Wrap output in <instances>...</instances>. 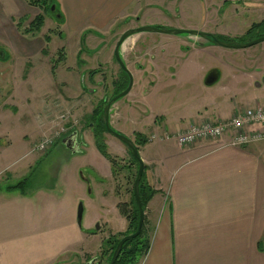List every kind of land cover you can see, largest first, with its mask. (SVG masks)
<instances>
[{"label": "rangeland", "instance_id": "rangeland-1", "mask_svg": "<svg viewBox=\"0 0 264 264\" xmlns=\"http://www.w3.org/2000/svg\"><path fill=\"white\" fill-rule=\"evenodd\" d=\"M209 1L219 10L220 16L230 9V15L244 18L240 19L238 27H231L235 37L233 33L223 36L237 38L246 34L250 28V18L245 20L248 12L226 6L238 3L248 6L256 0H176L175 10L180 9L181 15L171 12V4L162 7V13L171 18L173 24L179 21L184 26L200 27L212 19L204 13L211 4ZM55 13L48 14L42 6H31L27 0H0V49L10 57L7 61L0 59V264H108L111 256L108 242L121 238L129 228L123 212H132L138 168L125 144L112 138L126 149L124 152L111 149L106 141L108 135H104L108 154L115 164L100 153L105 161L103 174L108 176V167L112 168L110 177L101 178L91 167L90 157L72 154L63 143L77 130L84 134L82 137L86 142L91 143L90 151H99L92 115L105 97L109 100L113 95V83L121 71L114 58L115 48L121 35L129 30L126 29L128 25L126 21L115 22L91 36L70 33L62 27ZM41 14L45 16L41 30L27 33L32 21ZM190 28L166 29L195 30ZM151 35L172 39L189 37L186 33L173 36L156 32ZM158 44L151 39L142 40L138 48L157 46L156 51L165 50L170 56L188 50L174 43H165V47ZM210 46L214 47L213 51L217 49L227 54L255 52L253 63L258 62L259 49H252L262 46L264 52V43L248 48H225L214 43ZM123 51L128 62V54ZM212 64L221 67L215 58L200 55L191 65L173 68L178 75L174 80L163 78L161 87L173 85L167 89L176 92L170 95L172 101L200 98L208 91L202 85L201 70ZM128 65L133 71L132 63ZM93 70L97 72L90 75ZM223 71L225 75V69ZM133 77L134 80L140 78ZM224 81L223 77L222 83ZM148 82L145 95L148 94ZM245 92L250 103L244 109L254 108L253 100L259 94L255 84L252 83ZM129 99L132 100V96ZM137 135H133L134 144ZM43 143L46 147L39 150ZM84 177L90 178L96 188L92 185L88 188L82 181ZM20 184L23 186L16 187ZM100 192H106L104 195L109 202L99 198ZM112 192L119 195H116L119 202L118 198L109 199L108 196H114ZM80 203L83 205L81 228L86 230L90 222L94 224L89 235L84 237V231L78 225ZM115 206L120 215L113 210Z\"/></svg>", "mask_w": 264, "mask_h": 264}, {"label": "crops", "instance_id": "crops-1", "mask_svg": "<svg viewBox=\"0 0 264 264\" xmlns=\"http://www.w3.org/2000/svg\"><path fill=\"white\" fill-rule=\"evenodd\" d=\"M57 2L65 19L62 27L70 33L90 36L115 22L126 21V29L144 26L166 29L178 26L216 35L234 34L235 37L231 27H238L244 18L230 15L228 6L235 11L248 12L245 20L250 18L249 27L262 22V0H256V3L248 6H243L242 3L225 5L228 10L221 16L219 10L213 7L212 1H209L211 4L204 13L212 19L200 27L190 24L184 26L179 23V19L173 24L171 18L163 15L162 7L167 4H171L170 10L174 15H181L180 9L175 10L176 0ZM221 21L224 23L219 24ZM151 33L156 32H139L124 42L121 54L125 59L126 53L123 50L127 52L130 59L126 61L127 66L132 63V74L140 78L134 80L130 93L117 101L110 110V123L116 132L133 142V135L137 134L147 140L137 147L144 163L146 181L155 194L144 211L150 247L140 264H264V142L252 143L246 147H231L202 141L184 148L174 138L176 133L187 130L193 122L228 120L238 110H244L247 103H250L245 89H249L252 83L259 93L253 102L256 106L262 105L263 47L252 49H259L258 62L253 63L252 56L256 54L252 50L253 53H220L217 49L213 51L214 47L200 36L172 39L160 36L156 38ZM150 39L155 44L162 43L161 46L164 47L165 43H174L177 47L185 46L188 50L187 53L180 51L170 56L165 50L156 51L157 46L138 48L140 41ZM200 55L211 56L221 65L219 67L212 64L201 70L202 85L208 91L192 101L186 97L177 102L172 101L170 95L176 92L167 89H171L173 85L164 84L161 87L160 82L168 77L174 80L178 75L174 69L191 65ZM221 68L225 69V75ZM210 73L218 75L213 84L206 82ZM147 81L148 94L145 95L143 93ZM131 96L132 100L129 99ZM244 99L245 103L242 102ZM73 133L77 135L79 151L70 152L90 157V165L98 175L101 178L110 177V166L108 176L102 172L105 161L100 152L90 151L91 143L84 140L83 133L76 130L70 135ZM106 135L109 148H115L119 152L128 148L113 141L112 138L115 137L111 134ZM85 150H89L86 155ZM82 181L91 189L90 178L84 177ZM92 187L96 188L94 184ZM105 193L100 192L98 196L103 202H109ZM112 194L113 198L108 196L109 199L118 198L119 202V195L116 192ZM113 210L120 215L116 206ZM91 226H94L91 222L86 230L79 226L84 231L83 237L89 235Z\"/></svg>", "mask_w": 264, "mask_h": 264}, {"label": "trees", "instance_id": "trees-1", "mask_svg": "<svg viewBox=\"0 0 264 264\" xmlns=\"http://www.w3.org/2000/svg\"><path fill=\"white\" fill-rule=\"evenodd\" d=\"M27 1L31 6H42L44 8L45 12H47L48 14L56 12L55 15L59 16L58 19H59L60 23L61 24L64 23L65 19H64V16L60 10V7H59L57 0H27ZM53 5L55 6L54 12L52 11ZM44 21H45V16L43 14L37 15L36 18L34 19V21H32V23L30 24V29H27V33L28 32L29 33L30 32H39L44 25ZM263 35H264V20L262 22H259V23H254L249 28V30L246 32V34L241 36V37L229 38V37H226L223 35H216V34L209 35V37H210V39H213V40H221V41H225L227 43H232V44H241V43H245L247 41H251L253 39H256L258 37H261ZM9 58H10L9 55L7 53H5V57L1 60L7 61ZM96 72L97 71L93 70V71H91L90 75H93ZM91 77H93V76H91ZM125 80H126V78L124 77V80H122L121 84L117 86L116 90H114L113 95L110 97V99H112L113 97H115L116 95H118L120 92H122L123 90H125L127 88L128 83H126ZM106 104H107V102H105L103 100L102 103L94 110V113L92 115V119L94 120V124L93 123L92 124L94 125L93 129H94V135H95L96 145H97L98 150L100 151V153L102 155L109 158L111 160V162L113 164H115L113 159L108 154L107 145H106L105 140H104V135L108 132L106 125H105V118H104V107L106 106ZM137 137L138 138H137V141L135 143L136 146L137 145H143L147 142V140L144 137H142L141 135H137ZM130 155H131L133 162L137 165V168H138L139 167L138 161L133 157L131 152H130ZM24 184H25V182H24ZM22 186H23V184H20L16 187L20 188ZM154 194H155V191L147 183L145 172H144L142 179L140 181V184H139V196H140V200H141L142 207H143L144 211L146 209L148 202L151 200V198L153 197ZM131 204L133 205L132 212H130L129 214L125 213L126 211L123 212L124 216H126L127 220L129 221L128 230L121 236V238H114V240L108 242L109 245H111V256L109 258L108 264H110L113 253H114L117 245L119 244V242L124 237L134 234L138 229L139 209H138L137 201H136L135 194H134V187H133ZM149 247H150V242H149V237L147 236L146 223H145V219H144V223H143V226H142V229H141L139 236H137L135 238H131L124 243L122 250H121L115 264H140L141 261L143 260V258L146 256V254L149 250Z\"/></svg>", "mask_w": 264, "mask_h": 264}, {"label": "water", "instance_id": "water-1", "mask_svg": "<svg viewBox=\"0 0 264 264\" xmlns=\"http://www.w3.org/2000/svg\"><path fill=\"white\" fill-rule=\"evenodd\" d=\"M52 11L53 12L55 11V6L54 5L52 6ZM147 31H149V32H162V33H166V34H170V35H180V34L186 33V34H189V35H192V36H200L202 38H209V35L207 33L199 32V31H196V30L160 29V28L152 27V26H144V27H140V28H137V29H130V30L126 31L122 35V37H121V39L119 41V45L116 47V51H115L116 59L118 60V62L120 63V65L124 69H125V65H124V62H123V60H122V58L120 56V52H119L121 44L128 37H130L131 35L139 33V32H147ZM214 42L216 44L220 45V46H224V47H227V48H248V47L254 46L256 44H259L261 42H264V36H262V37H260L258 39H255V40H253L251 42L240 44V45H233V44H229V43H226V42L220 41V40H216ZM4 57H5V52L0 50V59H3ZM217 79H218V75L216 73H210L208 75V77H207V81L206 82L208 84H213V83H215L217 81ZM132 85H133V79L130 76V82H129V85H128L127 89L125 91H123L122 93H120L119 95L115 96L113 99H111L107 103L105 108H104L105 125H106L108 133L111 134L116 139H118L119 141L123 142L128 147V149L130 150L131 154L138 161V164H139L137 177H136V180H135V183H134V194H135V198H136L138 209H139L138 229H137V231L134 234L124 237L119 242V244L117 245V247H116V249H115V251L113 253V256H112V259L110 261V264H115L119 254H120V252L122 250V247H123L124 243L127 240L139 236V234L141 232V229H142V226H143V223H144V218H145L144 209L142 207V203H141L140 196H139V184H140V181L142 179V176H143V173H144V170H145L144 163H143V161H142V159L140 157L139 150L136 147V145L134 144V142L131 139H129L128 137H126L125 135H122V134L116 132L112 128V126L110 124V110H111V107L118 100H120L121 98H123L126 95H128V93L132 89ZM76 136H77L76 133H73L72 135H69L68 137H66V139L63 142L64 145L66 146V148L69 149L72 153H77L79 151ZM82 214H83V205L81 203L80 206H79V210H78V225L79 226H81V223H82ZM97 228H98V226H97Z\"/></svg>", "mask_w": 264, "mask_h": 264}, {"label": "built area", "instance_id": "built-area-1", "mask_svg": "<svg viewBox=\"0 0 264 264\" xmlns=\"http://www.w3.org/2000/svg\"><path fill=\"white\" fill-rule=\"evenodd\" d=\"M174 138L178 145L184 148L202 141L231 147H246L252 143H263L264 106L238 110L228 120L193 122L187 130L176 133ZM45 147V143L40 144L39 150Z\"/></svg>", "mask_w": 264, "mask_h": 264}, {"label": "flooded vegetation", "instance_id": "flooded-vegetation-1", "mask_svg": "<svg viewBox=\"0 0 264 264\" xmlns=\"http://www.w3.org/2000/svg\"><path fill=\"white\" fill-rule=\"evenodd\" d=\"M55 16H56V15H55ZM157 28L163 29L162 27H157ZM129 30H130V29H129ZM127 31H128V30H127ZM125 32H126V31H125ZM125 32H124V33H125ZM199 32H202V31H199ZM124 33H123V34H124ZM204 33H207V32H204ZM123 34H122V35H123ZM207 34H208V35H213L212 33H207ZM122 35H121V37H122ZM263 36H264V35H263ZM121 37H120V39H121ZM261 37H262V36H261ZM128 38H129V37H128ZM128 38H127V39H128ZM258 38H260V37H258ZM258 38H256V39H258ZM120 39H119V41H120ZM127 39H126V40H127ZM204 39H205L207 42H209L210 44H213V43L216 44V43L214 42V41H216V40L210 39V37H209V38H204ZM126 40H125V41H126ZM253 40H255V39H253ZM253 40H251V41H253ZM119 41H118L116 47L119 45ZM125 41H124V42H125ZM220 41H221V40H220ZM251 41H248V42H251ZM124 42L121 44L119 52H120V56H121V58H122V60H123V62H124L125 69L120 65V63L118 62V60L116 59V56H115V54H114V58L116 59V61H117V63H118L117 65H118V67H119V70H121L120 73H119V76L115 79V81H114V83H113V86H114L113 89H114V90H116V89H117V86L121 84V81L124 80V77L126 78L125 82L128 83V84H127V87H128V85H129V82H130V76H131L132 79H133V85H134V77H133L134 75L132 74V71H131V70L129 69V67L127 66L126 60L123 58V56H122V54H121V50H122V46H123ZM224 42H225V41H224ZM226 43H227V42H226ZM246 43H247V42H246ZM261 43H264V42H261ZM229 44H232V43H229ZM241 44H244V43H241ZM217 45H218V44H217ZM233 45H240V44H233ZM256 45H257V44H256ZM219 46H220V45H219ZM222 47H224V46H222ZM226 48H227V47H226ZM115 51H116V48H115ZM128 79H129V80H128ZM82 83H83V82H82ZM133 85H132V87H133ZM126 89H127V88H126ZM126 89H125V90H126ZM125 90H123V91H125ZM131 90H132V89H131ZM123 91H122V92H123ZM122 92H120V93H122ZM120 93H119V94H120ZM129 93H130V92H129ZM129 93H128V94H129ZM119 94H118V95H119ZM116 96H117V95H116ZM126 96H127V95H126ZM126 96H125V97H126ZM125 97H123V98H125ZM113 98H114V97H113ZM113 98H112V99H113ZM121 99H122V98H121ZM110 100H111V99H110ZM110 100H109V101H110ZM104 101L107 102V103L109 102L108 99L106 100V97L104 98ZM118 101H119V100H118ZM106 105H107V104H106ZM104 108H105V107H104ZM104 118H105V117H104ZM91 124H92V123H91ZM110 124H111V123H110ZM107 133H108V132H107ZM99 228H100V226L98 225L97 230H99ZM88 264H90V263H88Z\"/></svg>", "mask_w": 264, "mask_h": 264}]
</instances>
